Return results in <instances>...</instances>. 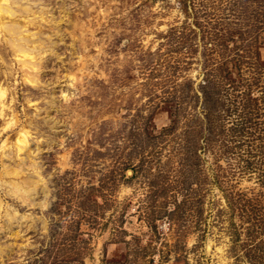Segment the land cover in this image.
<instances>
[{
  "label": "rangeland",
  "instance_id": "obj_1",
  "mask_svg": "<svg viewBox=\"0 0 264 264\" xmlns=\"http://www.w3.org/2000/svg\"><path fill=\"white\" fill-rule=\"evenodd\" d=\"M20 4L42 62L0 29V264H264V0Z\"/></svg>",
  "mask_w": 264,
  "mask_h": 264
},
{
  "label": "bare ground",
  "instance_id": "obj_2",
  "mask_svg": "<svg viewBox=\"0 0 264 264\" xmlns=\"http://www.w3.org/2000/svg\"><path fill=\"white\" fill-rule=\"evenodd\" d=\"M15 2V0H0V18L3 16H15V15H19L22 16L24 13L28 12V13H41V9L42 7H38L37 9H31V6L29 5H24V4H20L18 6V8H13L11 6V3ZM35 19L34 18H30L31 21H33ZM35 21V20H34ZM12 27H16L14 25H9V24H5L2 25L1 24V20H0V29L6 33H8V36L6 38V42L9 44V46L16 52V54L18 56H20V58H18L19 62L21 63L22 66V70L26 73L27 76V80L29 82L35 83L36 79L35 76H37L38 69H40L41 67V59H36L35 55H31L32 51H35L34 49L36 47H38V43L41 42V40L39 38H34V39H30V38H25L22 36H16L15 34V30ZM37 42V43H34ZM32 46H28V45ZM43 44V42H41V45ZM40 45V46H41ZM38 49V48H37ZM47 54H50V48L48 47L47 49ZM3 92L1 93L2 96ZM16 170L14 169H9L6 168L4 169L3 174L4 175H14ZM23 183L28 184H33V182H35V179L33 178H26L23 177ZM10 185L12 187V193H14L15 195H17V197H19L20 199L22 198V194L21 192H26L25 189L20 190V194L16 191L20 188L15 181H11ZM36 184H34L35 186ZM23 186V185H21ZM27 193V192H26ZM23 199V198H22Z\"/></svg>",
  "mask_w": 264,
  "mask_h": 264
}]
</instances>
